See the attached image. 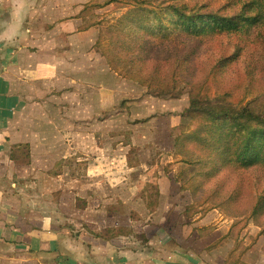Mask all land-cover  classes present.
Wrapping results in <instances>:
<instances>
[{"label":"rangeland","instance_id":"obj_1","mask_svg":"<svg viewBox=\"0 0 264 264\" xmlns=\"http://www.w3.org/2000/svg\"><path fill=\"white\" fill-rule=\"evenodd\" d=\"M153 1L175 7L200 3L207 10L221 9V13L237 9L234 0L147 2L154 7ZM128 2L47 0L51 8V3L61 7L54 16L47 8V20L78 18L83 6L91 3L83 13L84 20L110 29L131 8L124 7ZM73 3L81 8L77 15L69 10ZM256 13L258 23L248 32L227 35L206 47L194 48L189 43L185 50L209 64L201 71L205 82L200 90L193 91L179 80L166 87V91L181 92L177 98L148 95L142 86L120 78L90 48L91 34L71 41L78 48L83 45L81 53L70 49L57 53L59 49L52 48L53 37L47 39V57L58 55L66 60L47 65V73H56L57 78L41 81L47 94L36 111L13 128L18 135L8 126L9 113H2L0 119V138L7 136L9 140L11 135L16 150L31 155L28 162L12 161L15 175L9 185L5 180L2 188L18 199L17 227L30 237L32 243H27L33 251L47 248V238H43L51 228L73 240H68L65 252L79 263L69 259L68 264H264V233L259 228L246 216L231 218L211 203L203 207L194 202L175 181L177 176L186 179L190 173L182 162L185 156L175 151V140L194 131L199 123L187 117L189 93L198 96L211 113L247 106L255 113L249 127L264 129V9ZM148 20L155 27L153 13L145 15L141 25L145 27ZM132 27L136 26L123 25L116 40H126ZM105 49L117 61L124 57L116 44ZM217 55L228 62L210 66ZM132 59L138 61L139 57ZM181 65L186 68L188 59ZM34 71L38 69L30 64L11 73L22 72L18 76L26 81ZM193 152L189 150L195 158ZM53 167L59 176H51ZM0 175L6 179V170ZM232 183L260 191L264 189V173H235ZM111 232L116 238L104 240ZM54 254L59 257L57 263L64 264V256L58 251ZM36 255L35 251L0 258V264H38ZM38 259L39 264H47V252Z\"/></svg>","mask_w":264,"mask_h":264},{"label":"trees","instance_id":"obj_2","mask_svg":"<svg viewBox=\"0 0 264 264\" xmlns=\"http://www.w3.org/2000/svg\"><path fill=\"white\" fill-rule=\"evenodd\" d=\"M128 1L131 2L124 7L131 8L116 19L110 29L103 30L101 24L91 26L84 20L83 13L91 3L83 6L77 19L81 20L83 32L96 31L91 48L111 71L124 80L142 86L148 95L161 99L181 95V92L166 91V87L177 80L193 88V91L200 90L205 82V74L201 71L206 70L209 63L205 58L186 51L189 43L194 48L206 47L214 41L223 40L227 35L248 32L258 23L257 10L260 12L264 9V0H246L244 3L234 0L237 9L231 13H221V9L210 7L207 10L200 3L175 7L170 3L153 1L155 6L152 7L148 0ZM255 3L259 7H253ZM151 13L154 15L155 27L149 24L150 20L144 27L141 25L144 24L142 18ZM125 24L136 27L129 28L130 35L126 40L117 41L118 32L123 31ZM104 40L109 47L116 44L122 48L118 52L124 55L121 61L106 51V45L102 42ZM134 55L139 57L138 61L132 59ZM185 59H188L189 65L182 68ZM226 62V57L217 55L210 66H222ZM189 103L187 117L199 123L194 126V131L178 136L175 140V151L185 156L182 162L188 165L187 170L190 171L186 179L177 176L175 181L182 190L190 193L194 202L204 204L203 207L211 203V206L231 218L246 216L264 233V189L258 191L254 188L250 191L244 184L232 183L235 173L250 170L264 173V129L249 127L255 113L247 106L234 112L224 110L211 113L198 96L190 93ZM189 150L194 151L195 158H192ZM11 157L15 161L28 162L31 159L30 153L21 154L16 149ZM55 166L58 164L55 163ZM76 166L81 164L77 163ZM56 170L53 167L51 176L60 175ZM112 238H116L115 232L103 239Z\"/></svg>","mask_w":264,"mask_h":264},{"label":"crops","instance_id":"obj_3","mask_svg":"<svg viewBox=\"0 0 264 264\" xmlns=\"http://www.w3.org/2000/svg\"><path fill=\"white\" fill-rule=\"evenodd\" d=\"M0 4V119L3 120L2 113H9L6 120L13 130L19 127V122L22 124L29 118V112L36 111L39 101L47 94L41 81L47 83V79L57 78L56 73H47V65L66 62L58 55L47 57V39L53 37L55 43L52 48L59 49L57 53H61V49L81 53L83 45L78 48L77 45H72L71 41L84 39L91 34L94 43L96 31H81L83 25L77 18L64 22L47 20V8L52 16L61 11V7L54 3H51L54 5L53 8L49 7L47 0H0ZM80 9L75 3L69 8L72 15H77ZM73 62L77 63L78 60ZM30 64L31 68L35 66L38 71L31 72L32 76L26 81L18 76L22 72L11 73V70L18 66ZM74 74L78 78V74ZM23 85L26 87H22ZM1 126L0 124V133ZM12 134L19 133L13 130ZM8 139L7 136L0 138V172L5 169L7 174L6 179H2L0 175V258L19 254L29 255L36 251L34 259L39 264V255L47 252V264H58L59 257L54 254L58 251L64 256L61 262L68 264L69 259H74L65 252L68 240H72L65 232L47 229V237L43 238V240L47 238V244L45 243L47 248L33 251L31 244H28L32 243L30 237L17 227V219L20 217L18 199L13 194L4 193L7 190L4 191L2 188L3 182L6 180V184L9 185L10 178L15 175L13 162L20 163L11 157L17 145L11 135ZM74 261L79 263L78 260Z\"/></svg>","mask_w":264,"mask_h":264}]
</instances>
